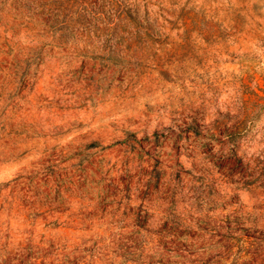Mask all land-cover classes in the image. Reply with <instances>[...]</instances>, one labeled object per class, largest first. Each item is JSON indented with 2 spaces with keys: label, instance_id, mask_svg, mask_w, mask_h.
Returning <instances> with one entry per match:
<instances>
[{
  "label": "rangeland",
  "instance_id": "rangeland-1",
  "mask_svg": "<svg viewBox=\"0 0 264 264\" xmlns=\"http://www.w3.org/2000/svg\"><path fill=\"white\" fill-rule=\"evenodd\" d=\"M0 264H264V0H0Z\"/></svg>",
  "mask_w": 264,
  "mask_h": 264
}]
</instances>
